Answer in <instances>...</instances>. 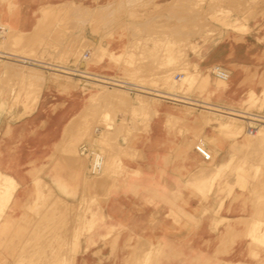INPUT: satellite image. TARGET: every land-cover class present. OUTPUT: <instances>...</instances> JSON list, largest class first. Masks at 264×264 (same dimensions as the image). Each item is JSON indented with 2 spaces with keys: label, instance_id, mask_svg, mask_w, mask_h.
Listing matches in <instances>:
<instances>
[{
  "label": "crops",
  "instance_id": "crops-1",
  "mask_svg": "<svg viewBox=\"0 0 264 264\" xmlns=\"http://www.w3.org/2000/svg\"><path fill=\"white\" fill-rule=\"evenodd\" d=\"M108 1L0 0V27L22 32L43 8L72 3L89 9ZM246 27V33L232 32L191 57L203 73L217 64L227 70L225 84L210 83L206 99L192 98L196 106L158 99L150 107V118L127 121L129 133L120 130L117 136L119 169L101 178L103 199L98 204L90 199L93 176L88 174L84 184L83 160L74 154L78 133L73 127L81 122L79 113L92 110L82 102L83 87L76 84L85 81L84 75L58 78L44 72L41 96L31 112L23 103L0 118V176L14 184L5 195L0 240L12 245L11 239L24 238L14 225L29 219L31 159L54 156L63 170V189L74 197L68 201L84 207L80 196L85 192L91 207L86 221L93 226L79 239L73 264L264 263V243L254 240L264 242V186L256 189L239 177L240 160L259 158L240 153V137L211 115L238 110L264 117V111L258 112L264 102V20H250ZM77 66L112 79H122L125 69L95 59ZM203 103L221 112L200 108ZM197 142L212 160L204 161L195 152ZM3 202L0 195V206ZM96 207L102 208L97 222L93 216L91 220ZM0 264L6 263L0 259Z\"/></svg>",
  "mask_w": 264,
  "mask_h": 264
},
{
  "label": "rangeland",
  "instance_id": "rangeland-1",
  "mask_svg": "<svg viewBox=\"0 0 264 264\" xmlns=\"http://www.w3.org/2000/svg\"><path fill=\"white\" fill-rule=\"evenodd\" d=\"M250 20L256 23L264 20V0H109L89 9L72 3L43 8L26 31L0 27L3 29H0V118L12 114L11 110L23 103L31 112L41 96L44 72H52L58 78L79 77L82 75L78 71L84 69L77 64L89 63L90 59L107 60L115 68L122 65L125 68L122 79H116L145 87L147 94L126 87L117 89L84 76L80 78L85 81H76L83 87L82 102L89 103L92 110L79 113L81 122L73 127L78 133L74 154L83 160L84 184L89 173L87 157L81 148L94 147L104 155L100 174L90 177L95 188L90 199L98 204L103 199L98 191L103 188L101 178L119 169L117 136L120 130L129 133L127 121L147 120L150 107L159 100L181 103L173 101V95L206 99L210 83L225 84L228 79L220 80L211 74L212 68L220 65H213L203 73L191 57L200 55L205 45L227 38L232 32L246 33ZM80 41L83 42L79 46ZM13 55L27 57L33 64L38 59L42 63L29 66L14 61ZM55 66L77 71L65 74ZM158 91L166 94L160 95ZM200 108L206 110L204 106ZM262 111L264 102L258 107V112ZM211 115L214 121L225 123L224 129L232 127L233 135L240 137V153L259 158L239 161L240 179L252 183L256 189L264 186V122L250 123L251 128H258H252L253 133L249 134L246 122L234 120L227 113ZM102 127L103 132L98 135L96 130ZM31 167L32 188L26 212L29 219L24 225H14L24 238L11 239L15 250H8L12 246L8 245L9 240H0L4 251L1 262L73 264L79 239L93 226L86 221L91 210L86 203L87 195L84 192L80 196V201H85L84 207L68 201L74 197L63 189V170L54 156L42 159L36 155L31 159ZM11 189H14L12 180L0 176V195L4 199L0 216L6 209L5 195ZM92 216L95 222L101 220L102 208L96 207L91 220ZM258 239L254 240L264 243Z\"/></svg>",
  "mask_w": 264,
  "mask_h": 264
},
{
  "label": "bare ground",
  "instance_id": "bare-ground-1",
  "mask_svg": "<svg viewBox=\"0 0 264 264\" xmlns=\"http://www.w3.org/2000/svg\"><path fill=\"white\" fill-rule=\"evenodd\" d=\"M10 26V25H9ZM4 28V27H3ZM2 31L3 29L0 28ZM0 31V33L2 32ZM4 54V52H1ZM80 54V52H79ZM7 55V53H6ZM12 56V54L10 55ZM16 59H14V61L16 62H19V63H22V64H29V66L32 64V65H35V64H38V63H42V61H40L39 59L38 60H33L35 63H31L30 62V59H28L27 57H24V56H17V55H13ZM79 55H77L78 57ZM9 57V56H8ZM13 57V58H14ZM30 58V57H29ZM34 59V58H33ZM83 59V58H82ZM29 61V62H28ZM83 62V61H82ZM87 62V61H86ZM79 64V63H78ZM31 65V66H32ZM24 66V65H23ZM28 66V65H27ZM57 68H59V72L61 73H65V74H69L71 72H76L77 70H74V69H70V68H67V67H63V66H55ZM79 74L81 73L82 75L84 74V77L83 78H86V79H93L94 81H96L97 83H100V84H105V85H111L115 88H119V89H128V90H132V89H135V91H137L139 94H147V91L148 90L147 88L145 87H142V86H138V85H135V84H132V83H128V82H124V81H121V80H118V79H111V78H107V77H103V76H96V75H92L90 73H87V72H82V71H78ZM185 78V77H184ZM182 80V79H181ZM180 80V81H181ZM184 80V79H183ZM130 86V87H129ZM203 86V85H202ZM126 87V88H125ZM119 92V91H118ZM122 92H120L121 94ZM158 93L161 94H166V92H160L158 91ZM123 94V93H122ZM107 95H110V94H107ZM111 95H113L111 93ZM116 95V94H115ZM159 95V94H157ZM120 96V95H119ZM118 96V97H119ZM174 97H172L171 99H173V101H177V102H181V103H185V104H188V105H195L196 106V103H193V102H198V101H195L194 99H191V98H188V97H182V96H177V95H173ZM176 96V97H175ZM105 97V96H104ZM107 97V96H106ZM117 97V95H116ZM113 98V97H112ZM111 99V98H110ZM116 99V98H115ZM205 108L209 109V110H213V111H216V112H221V110H219L218 108H214L213 105L211 104H208V103H203ZM229 112L225 111V113L227 112V114L233 116L232 119L234 120H238V121H244L247 123L248 127H251L249 124L250 123H257V125H262L261 122H264V120H261V119H264V117L262 116H258V115H254V114H246V113H241V112H238L235 111V110H228ZM230 117V116H229ZM258 117V118H256ZM231 120V119H229ZM225 124V123H224ZM228 124V123H227ZM234 127L236 126L235 124L233 125ZM229 127V126H228ZM227 128V127H226ZM252 128H255L257 129L258 127H252ZM233 129V128H232ZM231 129V130H232ZM245 135V133L243 134ZM245 139V137H244ZM201 141V140H200ZM205 141V140H204ZM200 143V142H198ZM197 143V144H198ZM213 143V142H212ZM196 144V145H197ZM243 144V143H242ZM195 147V146H194ZM205 147V146H204ZM240 150V149H239ZM210 153V152H209ZM211 155V154H210ZM210 159H211V156H210ZM212 160V159H211ZM104 164V163H103ZM103 168V166H102ZM251 193V192H250ZM254 196V195H253ZM261 198V197H260ZM252 205V204H251Z\"/></svg>",
  "mask_w": 264,
  "mask_h": 264
},
{
  "label": "built area",
  "instance_id": "built-area-1",
  "mask_svg": "<svg viewBox=\"0 0 264 264\" xmlns=\"http://www.w3.org/2000/svg\"><path fill=\"white\" fill-rule=\"evenodd\" d=\"M211 74L220 80H227L228 78L227 71L220 66L213 67L211 70ZM247 131L249 134L253 133V130L251 127H247ZM194 150L196 153L200 155V157L204 161L210 160L211 155L202 143H198L197 145H195ZM81 153L87 157L88 173L91 176L98 175L102 170V166L104 162V155L100 151L93 149L91 147H86V146H83L81 148Z\"/></svg>",
  "mask_w": 264,
  "mask_h": 264
}]
</instances>
